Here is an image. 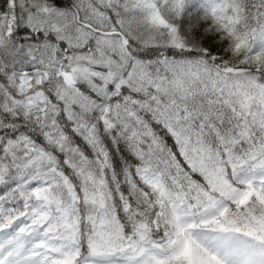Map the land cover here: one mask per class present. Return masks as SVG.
Listing matches in <instances>:
<instances>
[{"label": "snow or ice", "instance_id": "1", "mask_svg": "<svg viewBox=\"0 0 264 264\" xmlns=\"http://www.w3.org/2000/svg\"><path fill=\"white\" fill-rule=\"evenodd\" d=\"M0 264H264V0H0Z\"/></svg>", "mask_w": 264, "mask_h": 264}]
</instances>
